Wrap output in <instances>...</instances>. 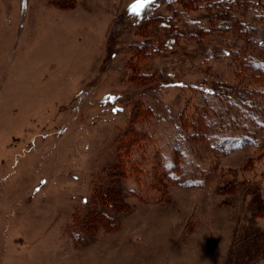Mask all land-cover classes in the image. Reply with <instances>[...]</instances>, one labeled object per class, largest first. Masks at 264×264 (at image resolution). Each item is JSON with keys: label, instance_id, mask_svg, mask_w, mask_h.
I'll return each instance as SVG.
<instances>
[{"label": "rangeland", "instance_id": "1", "mask_svg": "<svg viewBox=\"0 0 264 264\" xmlns=\"http://www.w3.org/2000/svg\"><path fill=\"white\" fill-rule=\"evenodd\" d=\"M136 3L0 0V264H264V149L218 148L264 136L213 86L232 38L158 50L207 25Z\"/></svg>", "mask_w": 264, "mask_h": 264}, {"label": "trees", "instance_id": "2", "mask_svg": "<svg viewBox=\"0 0 264 264\" xmlns=\"http://www.w3.org/2000/svg\"><path fill=\"white\" fill-rule=\"evenodd\" d=\"M176 3L186 16L193 14L199 22L206 23L207 27L197 24L195 32L189 33L188 24H184L185 17L177 12L168 19H164L163 29L167 30L166 37H156V49L169 47L174 44L176 38L202 39L211 32L229 34L232 38L228 45V56L231 58V72L233 82L223 81L214 84L218 92L217 97L225 102H231L237 107H244L252 126L258 132L264 134V0H170ZM200 13V14H199ZM196 14V15H195ZM156 19H148L150 24ZM183 21V22H182ZM147 24V25H148ZM142 26V28L147 27ZM190 26V25H189ZM143 31V30H142ZM192 32V31H191ZM160 38V39H159ZM162 38V39H161ZM164 39V40H163ZM136 49L139 56L144 51V46ZM136 55V54H135ZM138 78H144L140 73ZM263 89V90H262ZM200 113H202L200 115ZM206 111H198V124L192 125L194 131L202 132L205 128L203 118ZM256 132V131H255ZM130 141H135L140 135L137 133H126ZM252 138H232L221 141L219 149L234 150L243 146H252L264 149V136L258 137L255 133ZM225 144V145H224ZM127 145H120L118 150L126 149ZM256 215H263L264 209L256 206ZM258 255L264 260V241L258 248Z\"/></svg>", "mask_w": 264, "mask_h": 264}, {"label": "snow or ice", "instance_id": "3", "mask_svg": "<svg viewBox=\"0 0 264 264\" xmlns=\"http://www.w3.org/2000/svg\"><path fill=\"white\" fill-rule=\"evenodd\" d=\"M150 2V0H137V3L132 6V12L136 15H139L140 10L143 9L146 3Z\"/></svg>", "mask_w": 264, "mask_h": 264}]
</instances>
